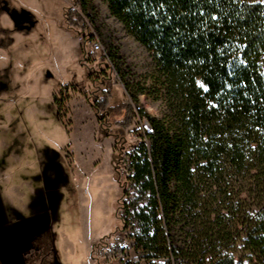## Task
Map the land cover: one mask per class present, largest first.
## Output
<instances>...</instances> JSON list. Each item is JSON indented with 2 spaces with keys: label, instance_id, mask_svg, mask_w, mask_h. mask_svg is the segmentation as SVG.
Listing matches in <instances>:
<instances>
[{
  "label": "trees",
  "instance_id": "1",
  "mask_svg": "<svg viewBox=\"0 0 264 264\" xmlns=\"http://www.w3.org/2000/svg\"><path fill=\"white\" fill-rule=\"evenodd\" d=\"M105 2L150 53L148 93L163 107L150 117L122 80L138 105L122 127L137 115L149 124L117 206L134 251L163 264H264V0ZM64 19L81 32L92 0H73Z\"/></svg>",
  "mask_w": 264,
  "mask_h": 264
},
{
  "label": "rangeland",
  "instance_id": "2",
  "mask_svg": "<svg viewBox=\"0 0 264 264\" xmlns=\"http://www.w3.org/2000/svg\"><path fill=\"white\" fill-rule=\"evenodd\" d=\"M92 3L81 33L64 19L73 0H0L3 264H163L134 251L117 217L127 153L149 130L138 115L122 127L127 106L162 117L154 63L105 0Z\"/></svg>",
  "mask_w": 264,
  "mask_h": 264
},
{
  "label": "built area",
  "instance_id": "3",
  "mask_svg": "<svg viewBox=\"0 0 264 264\" xmlns=\"http://www.w3.org/2000/svg\"><path fill=\"white\" fill-rule=\"evenodd\" d=\"M91 46H92V49L95 51H101L102 50V46L98 40H92Z\"/></svg>",
  "mask_w": 264,
  "mask_h": 264
},
{
  "label": "water",
  "instance_id": "4",
  "mask_svg": "<svg viewBox=\"0 0 264 264\" xmlns=\"http://www.w3.org/2000/svg\"><path fill=\"white\" fill-rule=\"evenodd\" d=\"M146 125L149 127L148 123H146Z\"/></svg>",
  "mask_w": 264,
  "mask_h": 264
},
{
  "label": "flooded vegetation",
  "instance_id": "5",
  "mask_svg": "<svg viewBox=\"0 0 264 264\" xmlns=\"http://www.w3.org/2000/svg\"><path fill=\"white\" fill-rule=\"evenodd\" d=\"M0 264H3V263L0 261Z\"/></svg>",
  "mask_w": 264,
  "mask_h": 264
},
{
  "label": "clouds",
  "instance_id": "6",
  "mask_svg": "<svg viewBox=\"0 0 264 264\" xmlns=\"http://www.w3.org/2000/svg\"><path fill=\"white\" fill-rule=\"evenodd\" d=\"M35 164V162H33V165Z\"/></svg>",
  "mask_w": 264,
  "mask_h": 264
}]
</instances>
